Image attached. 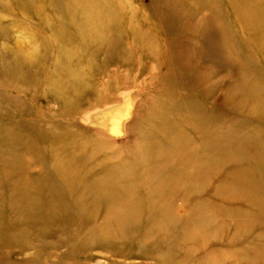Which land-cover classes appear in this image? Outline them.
<instances>
[{
    "label": "rangeland",
    "instance_id": "rangeland-1",
    "mask_svg": "<svg viewBox=\"0 0 264 264\" xmlns=\"http://www.w3.org/2000/svg\"><path fill=\"white\" fill-rule=\"evenodd\" d=\"M49 1L70 38L45 27L51 57L40 83L0 78V124L10 129L0 134V175L4 166L47 175L7 182L38 188L33 205L50 211L11 209L17 196L0 180V264H170L175 255V264H264V48L229 2L181 0L185 13L176 0ZM16 7L0 0V24L10 25L0 48L39 50L14 23ZM72 141L89 163L72 183L77 204L48 178ZM103 155L117 177L137 171L138 206L126 187L105 208L99 188L115 179ZM252 172L260 187L249 193ZM121 215L135 220L130 230L114 225Z\"/></svg>",
    "mask_w": 264,
    "mask_h": 264
},
{
    "label": "bare ground",
    "instance_id": "bare-ground-1",
    "mask_svg": "<svg viewBox=\"0 0 264 264\" xmlns=\"http://www.w3.org/2000/svg\"><path fill=\"white\" fill-rule=\"evenodd\" d=\"M17 7L16 9L20 10L23 14L22 20H13L14 23H17L18 26L25 27L29 31V35L31 39L39 41V46L41 47L39 50L33 51V48L28 51L24 52L19 47L14 49H4L0 48V78L3 81L6 82H12L13 84L18 83L19 81L21 83H27V84H34V83H40L42 80H37L40 75H44L45 77L49 74V60L51 57V47L49 44V37H43V32L45 27L49 28V32H52L53 34H57L58 37H60V40L68 41L70 38L69 32H67L66 27V19L64 18L65 13L63 12V9L61 6L59 7L61 9V16L57 19V21H52L51 18H49V11H50V1L49 0H13ZM47 1V3H46ZM229 2V5L233 12H235L236 18L239 15V19L237 22L240 24L241 27H244L248 30L249 34L253 36L254 40L261 44V47L264 48V2L263 0H227ZM177 2V9L180 11H184L186 13V9L184 6H182L181 0H176ZM56 4H52L53 7H56ZM3 9L7 10L8 12H12L8 6L3 5ZM13 9V8H12ZM188 11V10H187ZM190 13H187L189 15ZM34 19L37 20L34 21ZM10 31V25L7 24H0V45L4 44L1 43V40L7 41V36L9 35ZM108 42V41H106ZM112 42V40L110 41ZM78 53V51H77ZM79 58V56H78ZM51 81V80H50ZM49 81V82H50ZM69 89H71L69 84ZM68 95V94H67ZM64 97V95H63ZM63 97H61V94H57L55 96L56 99L62 100ZM5 110L0 108V118L4 117ZM1 122V121H0ZM6 125V124H5ZM9 126V125H8ZM11 127V126H10ZM10 129L4 126H1L0 124V134L3 136V134H9ZM78 142L72 141L67 143L64 148L63 152L65 155L59 159L54 166V172L51 175H48V178H50L51 181H55L56 177L57 180L62 179L63 180V187H65L68 194H66L63 190L59 191L61 194L66 196L69 195V198H71L72 203L78 202L77 197L75 196V193L72 190V183L80 178H87L89 175L83 176L82 174L77 173V171L84 166L88 165L89 163L87 160L83 161L81 156H76L75 152L71 149V147ZM6 146L4 141L0 142V153ZM55 152V150H53ZM56 153V152H55ZM57 154V153H56ZM105 157V158H104ZM103 163L105 164V171L106 179H115V182L111 185L108 189L102 190L99 188V191L103 193V199H104V206L107 208L110 206V203L113 202L117 198V192L119 189H124V198L128 201H133L136 206H138V203L140 202L139 197H137L136 192L138 191V186L140 185L139 182H137L135 176L137 175V171H132L131 173L127 174V177L121 178L117 177L113 173V163H112V155H103ZM135 158V157H132ZM115 159H119L117 162L121 165L122 160L119 157H115ZM134 164V161L131 162ZM67 164L70 167H67V170H65L64 165ZM74 164V167L71 166ZM259 166V165H258ZM73 167V168H71ZM260 167V166H259ZM262 170H264L263 167H260ZM1 170L5 173L3 176L0 175V180L2 181L1 188H3L5 185L9 189H13L14 193L17 196V199L15 197H11V209L16 211H24V213L30 212L29 214L32 217H39L44 212H46L44 215L49 213L50 210H47L43 206H35L37 205V197H38V188L36 189V194H31L30 191L25 190L26 183L22 184V189H18L15 191V189L12 187L14 184L12 180L8 183V179L12 177V174H18L21 178L27 179V178H40V179H47V175L41 172L35 171L34 173H30L24 169L22 170H15L14 168L11 169L9 167H2ZM60 173H63L64 175L61 176ZM112 174V175H111ZM259 173H250L247 177L248 180L245 183L247 187V191L249 193L252 192H258L259 190V183H258V175ZM48 180V179H47ZM133 181L130 183V185L127 184V181ZM8 183V184H6ZM37 187V184H33ZM103 186V185H102ZM43 191L46 190V186H43ZM145 193L149 194L150 192L148 189L144 191ZM58 195H60L58 193ZM142 197L144 195L140 194ZM61 196V195H60ZM105 196V198H104ZM35 204V205H33ZM33 208L35 210L33 211ZM46 209V210H42ZM141 209V208H140ZM27 210V211H26ZM83 214V213H82ZM87 220V219H86ZM115 226L120 224V228L124 225L125 228L130 230V222L135 223V220H130V217L126 215H121L120 217H115ZM127 221V224H124V222ZM123 224V225H122ZM147 225L154 226V223L149 222ZM154 229V227L152 228ZM147 232H149V229H146ZM182 262L177 255L170 256L169 260L167 261L170 264H175V262Z\"/></svg>",
    "mask_w": 264,
    "mask_h": 264
}]
</instances>
